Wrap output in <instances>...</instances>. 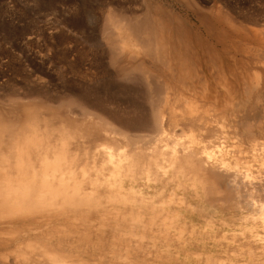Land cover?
I'll use <instances>...</instances> for the list:
<instances>
[{
	"label": "bare ground",
	"instance_id": "bare-ground-1",
	"mask_svg": "<svg viewBox=\"0 0 264 264\" xmlns=\"http://www.w3.org/2000/svg\"><path fill=\"white\" fill-rule=\"evenodd\" d=\"M129 4L113 5L102 11L106 16L103 21L96 16L99 10L93 7H82L79 12V26L86 36H100L104 40L101 54L107 61L102 59V70L109 74L110 68H114L116 80L95 88L71 90L66 98L59 93L57 98L49 96L48 100L63 118L85 121L75 126L68 122L60 124L61 137L53 146L52 155L48 151L51 144L37 141L28 133L21 141L17 137L11 140L14 144L10 152L0 150V240L5 238V264H91V258H98L103 251L80 262L89 257L86 254L97 252L96 246L89 249L85 242L89 243L93 234L101 240L109 229L115 234L124 224L138 232L147 229L149 238L140 237L152 244L157 239L164 243L183 240L186 246L196 243L198 247L212 243L213 248L219 249L217 264H264V115L251 120L240 137L218 133L224 127L239 126L231 124V115H236L233 98L245 96L240 85L250 83L252 75L262 77L257 53L248 50L241 56L223 54L227 51L199 37L185 16L178 14L179 8L175 12L166 5L147 2L138 12L132 7L134 4ZM220 12V19L234 23L227 12ZM263 44L262 41L261 48ZM222 49L227 50V46ZM232 81L236 83L234 95ZM262 88L264 85L258 88L259 94ZM42 97V91L29 90L21 99L37 101ZM255 103L252 109L264 106V101ZM174 118L183 120L188 129L198 128L201 136L213 133L214 144L203 145L200 150L191 144H201V138L193 135L180 140L178 135L170 134L169 148L163 143ZM211 118L222 121L216 132L210 127ZM87 119H94L95 126L99 120L104 121L114 144L106 147L101 141L99 147L105 150L95 149L91 168L88 162L83 165L82 157L74 152L82 147V136L92 128ZM183 133L185 136L186 131ZM229 139H233L230 145ZM191 140L193 143L189 144ZM125 146L133 150L126 152ZM144 155L153 170L141 174L132 169L136 165L131 163ZM190 168L198 174L196 182L185 171ZM188 179L189 191L194 185L195 194L200 197L196 203H188L181 196ZM205 179H209L208 184ZM206 195L211 196V201L226 199L228 210L206 208ZM11 247L13 250H8Z\"/></svg>",
	"mask_w": 264,
	"mask_h": 264
},
{
	"label": "rangeland",
	"instance_id": "rangeland-1",
	"mask_svg": "<svg viewBox=\"0 0 264 264\" xmlns=\"http://www.w3.org/2000/svg\"><path fill=\"white\" fill-rule=\"evenodd\" d=\"M75 1L76 0H0V150L1 149L4 151L8 150L10 152V150H12L13 148L12 144H14L12 141L16 140V137L21 141L22 139L21 137L24 134L28 133L31 136L37 138V141L43 140L46 143L48 142L49 145L51 144L52 146L49 147L48 151H50L49 153L52 155L54 150L53 148L57 146L56 145V143H58L57 140H59V137H61L59 134L60 133L59 131L61 130L60 124L62 122L67 124L68 122L72 126H75L76 124H79L82 121L84 122L85 120L74 119L69 121L68 119L63 118L64 116L63 117L62 115L60 116V113H58L57 109H55L56 105L49 102L48 99L50 97L51 98L56 97L57 95H59V93L60 95H64L65 97L67 96L68 92L71 90H78L85 87L95 88L94 86L99 87L101 86L102 83L104 84L106 81L109 82L111 79L116 80L115 78L117 74L115 73L114 68H110L109 74L108 73L104 74V70H102L103 69L102 61L103 60L107 61L104 58V56H102L101 54L102 48H104L106 45L104 43V40L100 36H96V37L86 36L83 30L84 28L80 27L82 24L80 23L79 12H81L82 7H88V8L93 7L97 11L99 10V12L101 13L102 11L106 12L108 8L110 7L112 8L113 5L114 6H117L118 4L127 5V3L128 4L130 3L128 6H132L136 1H138L132 7H136V10L140 12L139 8L141 9V6L147 2L159 3L162 4L163 6L166 5L167 7L166 6L165 7L168 8L169 10H174L175 12L179 10L178 14H181L182 17L185 16L184 18H186L194 26V29L198 33L199 37H201L203 40L205 39L208 40V42L212 44L215 45L217 44L216 45L217 48L221 49L223 52L227 51V53L222 52L223 54L237 55L239 53L237 56H241L242 53H247L248 50H249L248 52L257 53L256 58L259 57L258 58L259 63L257 67L259 66L258 69L263 71V73L261 72L263 74L262 77L261 76L255 77L254 75H252V79L250 83L246 82L243 84L241 83L240 85V87H242V91L244 92L245 96L240 99L233 98V106L235 108L236 115L234 114L231 115V117L233 118L231 120V124L232 122H234L236 125L239 124V126L234 127L235 129L237 128L236 131L234 130V128L229 129V126H227L226 128L224 127L223 131L219 130L218 133L219 135L221 134L222 136L224 135L223 134L224 132L225 133L228 132V136L230 137L234 135L240 137L241 134L244 131H246L247 124L250 123L251 120L252 121L259 120L264 115V106H259L260 108L258 107L256 109H252V106L256 105L255 102L258 103L264 101L263 99L264 88H262V94L258 93V88L264 85V44L262 48L260 46V43L262 41L264 43V0H194V1L193 0H160V1L159 0H111L112 2L110 0H101V1L93 0V2L92 0H78L77 1L78 3ZM79 3L81 5H79ZM212 6H214V8ZM222 11L223 13L225 12V14L227 12L226 15L228 16L229 14V17L231 19L233 18V21L235 20L234 21L235 25L234 23L231 24L230 22L224 19L222 20V18L220 19L218 14L219 12L222 13ZM228 11L230 12L228 13ZM99 12L97 13L98 15H96L97 18H99L100 21L106 20L105 18L106 16L104 15L105 13L103 12V14L102 13L100 14ZM238 16L240 20H237L239 19ZM209 31L211 33H209ZM241 37L243 39H241ZM239 38L243 42L239 40ZM225 46H227V50L222 49ZM258 48H260L261 50ZM84 49L85 50L87 49L86 53ZM217 52H219V50ZM97 55L99 56L98 58ZM79 58L81 59L82 62L80 60L76 62L77 61L76 59ZM76 63H78V65ZM101 73L103 74V76ZM231 76L232 78H236V76L233 74ZM230 83L232 84L230 85V87L232 86L231 87L232 91L236 90L235 87L233 86L236 83L235 82L233 83V81ZM80 85H83V87H81ZM29 90L42 91V93L44 94V98L42 97V100H40L41 98H39L37 99V101H32V100L25 101L24 99H21L23 93L29 92ZM232 94L234 95L235 91H233ZM248 112H250V114H247ZM228 116H230V113L228 114ZM176 118L172 119V121L169 122L168 134L165 137L166 140L163 144L166 143V145L170 148V145L172 144L171 142L172 135H174V137H177L178 135L177 138H179L180 140H184V139L188 140V138L190 137L192 138L193 135L196 136L197 138H201L200 140L201 144L199 143V145L191 144L193 143L192 140L189 141V144H191V146L197 148L199 147L200 150L203 148V145L204 146L208 145L207 147H211L214 144L212 143L214 139V137H212L214 135L213 133H212L213 135L207 134L201 136L200 135L201 133H199L200 131L198 130V128H194L195 131L192 129L193 130L192 132L191 129H188L189 127H186L183 124L184 122L183 120H178ZM243 121L245 124L243 123ZM94 122H95L94 119L86 120V123L92 125V128L89 129V132H85V134L88 133V135L82 136L81 139L84 143L83 142L79 143L80 145L82 144V147L74 151L82 157L83 165L88 164L87 166L89 168H91L92 167L91 165H93L91 164L90 161L93 154L95 153L94 152L95 149L99 147V144L103 142L104 146L106 147H108L109 143L110 145L114 146L111 140L112 136L108 135L109 132L105 128L104 121L99 120L98 126L97 123L95 126ZM178 122H180L179 125ZM220 122L222 123V121L220 120L218 123L216 122V120L213 121V118H211L210 127L213 128V130L215 129L216 132V130L220 128V126L219 127L217 126L218 124H220ZM177 127L179 134L176 132ZM179 127L183 128V130L181 129L182 132L181 130L179 131L180 129ZM185 131L186 133L184 136L183 132ZM237 131L239 133H237ZM145 133L147 134L149 132H143V134ZM90 134L91 136H89ZM170 134L171 136L169 138L168 136ZM75 135L77 134H75L74 131L73 132L74 138ZM94 136H96L97 138L94 139ZM181 136L183 139H181ZM183 136L184 137L187 136V137L184 138ZM98 138L100 139L98 140ZM232 140L233 139H229L228 141L229 145L231 144ZM120 142L122 145L125 144L123 143L124 142L123 140H120ZM83 144H86V146ZM103 148L104 147H99V149L105 150ZM124 148L126 152L128 149L133 150L131 146H125ZM178 148L181 147L179 146ZM135 151H133L134 158L136 157V154L134 153ZM96 153L98 152L96 151ZM87 157L90 159H88ZM144 157L141 156L140 158L133 159L131 163L132 166L136 165L135 168L133 167L132 169H134L135 171L139 170L137 172L141 171V174L142 173L146 174L147 172L150 173V171L153 170L150 167L148 160L146 159L147 156L144 155ZM139 161L141 163H139ZM13 164L14 163H11V165ZM37 166L38 168H40L39 165ZM190 169H187L185 171L187 172L188 177L189 176L191 177V178L189 177L191 181L193 180L192 182H196L198 179V174L193 172L194 171L193 169H191L192 170L191 172ZM159 171L161 172L162 169H159ZM11 173L12 172H10L9 174L12 175ZM190 179L186 181L187 183L184 181L186 183V186H184V188L181 189L182 191L184 190L183 191L184 194H181V196L183 200L188 203L189 202L196 203L200 197L197 194H195L196 190L194 189V185H192V191H189L188 184L190 183ZM208 180L209 179L207 180L205 179L204 182L208 184L209 183ZM195 188L200 189V187H195ZM201 188H203L202 185ZM183 196H185V198ZM206 196L203 199L206 202V208H208L209 210H212L213 208L215 210H222L224 212L228 210V201L226 199L220 202L217 201L216 199L211 201L210 200L211 196L209 195L207 197ZM125 228L128 229L125 230ZM144 230L145 232H138L135 228L128 226V224H124V226H122L120 230H117L115 234L112 233L114 231L113 229L111 230L109 229V231H107L106 233L107 235L108 234L111 235V237L109 235L108 236L105 235L103 236V238H101V240H99L100 238H97V236L93 234L92 238H90L89 240V243H87L86 241L84 245L88 244L87 247L89 249L96 246L97 252L92 254L89 253L86 254L89 255V257L87 256L88 258L81 259L80 262H87V259L90 260V257H92L91 255H95L103 251V253L98 258L96 259L93 257L91 258L90 261L93 262L91 264L94 263L95 264H125V263L126 264H199V263L217 264V262H215V258L217 257L219 249L218 246L213 248L212 243L208 244L205 247L202 246L198 247L196 243H190L189 246H186L184 245L183 240L173 243H171L170 241L164 243L165 241L157 239L154 242V244H152L146 242L147 240H142V237H140L141 235H146L147 238H149L150 232L147 229ZM118 231L120 233H118ZM102 233L103 232H101L100 234ZM127 233L128 235H126ZM100 234H98L99 237L102 236ZM114 244L116 248L114 247ZM110 249L112 250L109 251ZM8 250L12 251L13 247H11V249L9 248ZM126 251L127 253H129V255L127 254V256H126ZM142 251L144 252L142 253ZM166 251L169 252L168 255L166 254L167 253ZM223 252H225V249L223 250ZM82 260H86V261H82ZM0 263L5 264L4 237H2L0 240Z\"/></svg>",
	"mask_w": 264,
	"mask_h": 264
}]
</instances>
